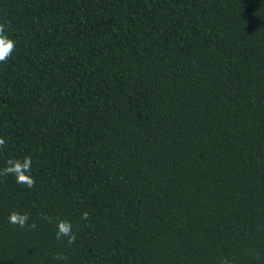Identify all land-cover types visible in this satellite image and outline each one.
Masks as SVG:
<instances>
[{
  "label": "trees",
  "instance_id": "obj_1",
  "mask_svg": "<svg viewBox=\"0 0 264 264\" xmlns=\"http://www.w3.org/2000/svg\"><path fill=\"white\" fill-rule=\"evenodd\" d=\"M0 25V264H264V0H0Z\"/></svg>",
  "mask_w": 264,
  "mask_h": 264
},
{
  "label": "clouds",
  "instance_id": "obj_2",
  "mask_svg": "<svg viewBox=\"0 0 264 264\" xmlns=\"http://www.w3.org/2000/svg\"><path fill=\"white\" fill-rule=\"evenodd\" d=\"M14 48L15 42L6 33L5 26L0 25V62L6 61L7 58L12 54ZM3 145L4 140L0 139V147ZM22 167L23 171L21 170ZM5 171L15 176L17 183L26 182L28 186L31 187L34 182L31 178V157H25V163L23 166H21L18 162L10 160ZM28 219L29 217L27 214L13 212L9 217V222L12 224H19L20 227H25L27 226ZM57 236L58 238L67 236L69 243H73L76 238L71 231V224L69 222H60L58 224Z\"/></svg>",
  "mask_w": 264,
  "mask_h": 264
}]
</instances>
